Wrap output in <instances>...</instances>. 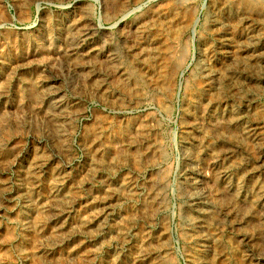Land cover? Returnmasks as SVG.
I'll use <instances>...</instances> for the list:
<instances>
[{
  "label": "rangeland",
  "instance_id": "1",
  "mask_svg": "<svg viewBox=\"0 0 264 264\" xmlns=\"http://www.w3.org/2000/svg\"><path fill=\"white\" fill-rule=\"evenodd\" d=\"M235 1L0 0V264H264V0Z\"/></svg>",
  "mask_w": 264,
  "mask_h": 264
},
{
  "label": "bare ground",
  "instance_id": "2",
  "mask_svg": "<svg viewBox=\"0 0 264 264\" xmlns=\"http://www.w3.org/2000/svg\"><path fill=\"white\" fill-rule=\"evenodd\" d=\"M40 1V0H39ZM44 1V0H43ZM57 1V0H56ZM73 1V0H72ZM107 1V0H106ZM129 1L130 0H120V4H119V6H120V10H118V12L120 13V12H122L121 14H123L124 12H126L125 10H126V6L129 4ZM137 1H139V0H133V2H137ZM208 1V0H207ZM229 0H220V2H219V4H220V8L221 9H224V8H226V7H228V5L230 4V2H228ZM237 1V0H236ZM235 1V2H236ZM242 1V0H241ZM246 1V0H245ZM252 1V0H251ZM258 1V0H257ZM262 1V0H261ZM77 2V1H76ZM75 2V3H76ZM157 2V1H156ZM215 2V1H214ZM238 2V1H237ZM255 2V1H254ZM169 3V2H168ZM174 3V2H173ZM229 3V4H228ZM252 3V2H251ZM113 4H114V2H113ZM238 4V3H237ZM241 4V3H240ZM61 5V4H60ZM180 2H176V3H174V5L170 8V10H171V13L172 14H174L173 12H174V9H176L177 7L179 8L180 7ZM191 5V4H190ZM233 5V4H232ZM256 5V4H255ZM229 6H231V5H229ZM37 7V6H36ZM78 7H80V6H78ZM103 7H104V5H103ZM107 7V6H106ZM186 7V6H185ZM206 7V6H205ZM151 8V7H150ZM154 8V7H153ZM254 8V7H253ZM259 8H260V6H259ZM262 8V7H261ZM260 8V9H261ZM37 9H38V7H37ZM79 9V8H78ZM105 9V8H104ZM103 9V10H104ZM250 9H252V7L250 8ZM131 10V9H130ZM254 10H256V7H255V9ZM72 11V10H71ZM87 11H89V10H87ZM114 11V10H113ZM146 11V10H145ZM233 11V10H232ZM262 11V10H261ZM101 12V11H100ZM104 12V11H103ZM140 12V11H139ZM147 12V11H146ZM151 12V11H150ZM168 12V11H167ZM217 12V11H216ZM227 12V11H226ZM229 12V11H228ZM238 12V11H237ZM171 13H168V14H171ZM190 12H188V14H189ZM85 14V13H84ZM221 14V13H220ZM263 14V13H262ZM233 15V14H232ZM121 16V15H120ZM150 16V15H149ZM163 16V15H162ZM191 16V15H190ZM223 16V15H222ZM226 16V15H225ZM230 16V15H229ZM234 16V15H233ZM233 16H232V18H233ZM262 16V15H261ZM119 17V16H118ZM151 17V16H150ZM180 17V16H179ZM227 17V16H226ZM235 17V16H234ZM253 17V16H252ZM120 18V17H119ZM137 18V17H136ZM145 18V17H144ZM148 18V17H147ZM189 18V17H188ZM221 18V17H220ZM223 18H224V16H223ZM260 18V17H259ZM75 19V18H74ZM137 19H139V18H137ZM143 19V18H142ZM200 19V18H199ZM254 19V18H253ZM147 20V19H146ZM179 20V19H178ZM213 20V19H212ZM246 20V19H245ZM142 21V20H141ZM176 21V20H175ZM235 21V20H234ZM237 21V20H236ZM73 22V21H72ZM116 22V21H115ZM189 22V21H188ZM33 23V22H32ZM187 23V22H186ZM229 23V22H228ZM232 23V22H231ZM82 24V23H81ZM119 24V23H118ZM136 24V23H135ZM161 24V23H160ZM197 23H196V19L193 21V23H192V25H191V23H190V25H191V27H190V31H191V36H192V39L194 38V27H195V25H196ZM233 24V23H232ZM248 24V23H247ZM252 24V23H251ZM259 24V23H258ZM137 25V24H136ZM215 25L218 27V28H220V30H219V34L220 33H222L223 32V30H224V32H226V33H230L229 31V29L227 28V26H225L224 25V20L221 18V19H219L218 20V18H217V20H215ZM65 26V25H64ZM104 26V25H103ZM142 26H144V25H142ZM170 26V25H169ZM172 26V25H171ZM174 26V25H173ZM188 26V25H187ZM230 26V25H229ZM241 26V25H240ZM248 26V25H247ZM222 27V28H221ZM239 27V26H238ZM244 27V26H243ZM259 27H261V26H259ZM263 27H264V25H263ZM183 28V27H182ZM189 28V27H188ZM214 28V27H213ZM217 28V29H218ZM246 29V28H245ZM252 29V28H251ZM77 30V29H76ZM82 30V29H81ZM161 30H163V29H161ZM229 30V31H228ZM234 30V29H233ZM77 31H79V29L77 30ZM135 31V30H134ZM202 31V30H201ZM232 31V30H231ZM245 31V30H244ZM164 32V31H163ZM168 32H169V28H168ZM239 32V31H238ZM124 33V32H123ZM244 33V32H243ZM255 33H257V32H255ZM90 34V33H89ZM105 34V33H104ZM233 34V33H232ZM250 33H244V36H245V38H246V40H248V38L250 39V37L252 36L251 34L249 35ZM84 35H87V31L85 30L84 32L83 31H81V35L80 36H84ZM92 35V34H91ZM103 35V34H102ZM141 35V34H140ZM153 35V34H152ZM172 35V34H171ZM215 35V34H214ZM234 35V34H233ZM258 35V34H257ZM79 36V37H80ZM264 37V36H263ZM63 38V37H62ZM106 38V37H105ZM185 38V37H184ZM209 38V37H208ZM76 39V38H75ZM158 39V38H157ZM258 39V38H257ZM111 40V39H110ZM187 40V39H186ZM210 40V39H209ZM212 40V39H211ZM217 40V39H216ZM79 41V40H78ZM112 41H114V40H112ZM190 41L192 42V40H191V38H190ZM194 41V40H193ZM224 41V40H223ZM241 41V40H240ZM229 42V41H228ZM259 42V41H258ZM177 43V42H176ZM183 43V42H182ZM257 43V42H256ZM108 44V43H107ZM186 44V43H185ZM260 44V43H259ZM99 45V44H98ZM110 45V44H109ZM180 45V44H179ZM210 45H212V44H209V46ZM224 45V44H223ZM102 46V45H101ZM114 46V45H113ZM226 46V45H225ZM239 46V47H238ZM176 47H178V46H176ZM235 47L236 48H239V49H241L242 51H243V49L242 48H245L246 46H244V44H242V43H237V45H235ZM263 47V46H262ZM90 48V47H89ZM172 48H174V47H172ZM231 48V47H230ZM247 48V47H246ZM91 49H93V48H91ZM184 49H185V47H184ZM252 49V48H251ZM87 50V49H86ZM172 51H173V49H171ZM206 50V49H205ZM210 50V49H209ZM240 50V51H241ZM85 51V50H84ZM90 52H91V50H89ZM98 51V50H97ZM109 51V50H108ZM172 51H171V53H172ZM177 51V50H176ZM249 51V50H248ZM111 52H112V50H111ZM237 52V51H236ZM108 53V52H107ZM201 53V52H200ZM239 53V52H238ZM90 54V53H89ZM165 55V54H164ZM181 55V54H180ZM98 56V55H97ZM105 56V55H104ZM239 56V55H238ZM30 57V56H29ZM109 57V56H108ZM165 57V56H164ZM195 56L193 55V57H192V59L194 58ZM232 57V56H231ZM102 58V57H101ZM104 58V57H103ZM95 59V58H94ZM139 59V58H138ZM179 58H177L176 57V62H177V60H178ZM238 60V59H237ZM171 61V60H170ZM195 61V60H194ZM86 62V61H85ZM164 62V61H163ZM235 62V61H234ZM87 64V63H86ZM173 64H175V63H173ZM161 65V64H160ZM218 65V64H217ZM90 66V65H89ZM170 66V65H169ZM86 68V67H85ZM161 69H162V67H161ZM13 70V69H12ZM87 70V69H86ZM122 70V69H121ZM120 70V71H121ZM129 70V69H128ZM176 69H169V72L171 73V74H173L174 73V71H175ZM97 71V70H96ZM118 71V70H117ZM133 71V70H132ZM93 72V71H92ZM147 72V71H146ZM225 72H227V70H221V69H217V70H214V72L212 73H210L209 72V70L208 69H206L205 68V70H203V73H204V76L205 77H208L209 75L213 78V80H215V81H219L221 78H220V76H221V74H223V73H225ZM242 72V71H241ZM95 73V72H94ZM127 73V72H126ZM110 74V73H109ZM108 75V74H107ZM138 75V74H137ZM182 75H183V73L181 72L180 73V78L182 77ZM244 75V74H243ZM246 75V74H245ZM100 76V75H99ZM108 77H109V75H108ZM210 77V78H211ZM37 78V77H36ZM143 78V77H142ZM151 78V77H150ZM207 79V78H206ZM242 79V78H241ZM88 80V79H87ZM101 80V79H100ZM105 80V79H104ZM141 80V79H140ZM145 80V79H144ZM152 80V79H151ZM229 80V79H228ZM264 80V79H263ZM86 81V80H85ZM91 81V80H90ZM89 81V82H90ZM96 81V80H95ZM94 81V82H95ZM139 81V80H138ZM182 81H184V80H182ZM182 81H180V83H179V85L181 84V82ZM212 81V80H211ZM247 81V80H246ZM98 82V81H97ZM96 82V83H97ZM155 82V81H154ZM222 80L220 81V82H218L217 83V86L218 87H220L221 86V84H222ZM76 83V82H75ZM107 83V82H106ZM209 83V82H208ZM211 83V82H210ZM262 83V82H261ZM154 84V83H153ZM212 84V83H211ZM214 84V83H213ZM130 85V84H129ZM248 85V84H247ZM92 86V85H91ZM103 86V85H102ZM85 88H86V86H85ZM84 88V89H85ZM89 88H91V87H89ZM155 88V87H154ZM210 89V88H209ZM136 90V89H135ZM219 90V89H218ZM224 90V89H223ZM234 90V89H233ZM240 90V89H239ZM264 90V89H263ZM85 91V90H84ZM98 91V90H97ZM101 91V90H100ZM214 91V90H213ZM232 91V90H231ZM208 92H209V90H208ZM219 92V91H218ZM242 92V91H241ZM244 92V91H243ZM89 93V92H88ZM240 93V92H239ZM101 94V93H100ZM226 94V93H225ZM85 95V94H84ZM222 95V94H221ZM92 96V95H91ZM190 96V95H189ZM193 96V95H192ZM203 96V95H202ZM217 96V95H216ZM225 96V95H224ZM235 96V95H234ZM32 97V96H31ZM76 97V96H75ZM221 97V96H220ZM223 97V96H222ZM79 98V97H78ZM193 98V97H192ZM228 98V97H227ZM81 99V98H80ZM91 99V98H90ZM89 100V99H88ZM195 100V99H194ZM212 101V100H211ZM225 101V100H224ZM212 106V105H211ZM189 108V107H188ZM191 108V107H190ZM141 109V108H140ZM229 109V108H228ZM184 110V109H183ZM210 111V110H209ZM230 114V113H229ZM8 115V114H7ZM220 115V114H219ZM227 116V115H226ZM187 117H189V116H187ZM232 117V116H231ZM85 118V117H84ZM228 118V117H227ZM188 119V118H187ZM223 119V118H222ZM191 120V119H190ZM194 120V119H193ZM196 120V119H195ZM66 122H68V121H66ZM217 126L215 125V123H212V124H210L209 125V128H211V130H212V132L214 133V132H217V129H215ZM196 129V128H195ZM223 129V128H222ZM137 130V129H136ZM195 131V130H194ZM163 132V131H162ZM199 133V132H198ZM213 135V134H212ZM241 135V134H240ZM204 137V136H203ZM209 139V138H208ZM213 139V138H212ZM42 140V139H41ZM207 141V140H206ZM190 142V141H189ZM193 142V141H192ZM211 142V141H210ZM220 143V142H219ZM133 144V143H132ZM198 144V143H197ZM216 144H217V142H216ZM124 146V145H123ZM202 147V146H201ZM127 148V147H126ZM155 148V147H154ZM157 148V147H156ZM185 148V147H184ZM91 149V148H90ZM152 149V148H151ZM161 149V148H160ZM206 150V149H205ZM216 150V149H215ZM173 154V153H172ZM263 154V153H262ZM202 156V155H201ZM166 158V157H165ZM261 158V157H260ZM235 159V158H234ZM252 159V158H251ZM257 161V160H256ZM38 165V164H37ZM88 165V164H87ZM210 165V164H209ZM188 172V171H187ZM195 176V175H194ZM227 177V176H226ZM218 186V185H217ZM235 186V185H234ZM164 189H166L165 187H164ZM262 190V189H261ZM162 191V190H161ZM173 190H172V194H173ZM244 192V191H243ZM3 195V194H2ZM175 195V194H174ZM90 197V196H89ZM88 197V198H89ZM59 198V197H58ZM83 200V199H82ZM183 200V199H182ZM195 200V199H194ZM18 202V201H17ZM64 202V201H63ZM240 202V201H239ZM263 204V203H262ZM203 205V204H202ZM250 205V204H249ZM116 206V205H115ZM197 206V205H196ZM242 206V205H241ZM258 206V205H257ZM233 207V206H232ZM96 208V207H95ZM94 208V209H95ZM206 208V207H205ZM92 209V208H91ZM71 210V209H70ZM133 212V211H132ZM192 212V211H191ZM259 212V211H258ZM259 213H262V219L264 220V212H262V211H260ZM137 214V213H136ZM199 214H200V216L202 217V215H204V217H205V213L204 212H202V211H199ZM104 215V214H103ZM119 215V214H118ZM194 215V214H193ZM191 215L190 214H186L185 215V218L187 217V218H189ZM118 217V216H117ZM231 218V217H230ZM246 218V217H245ZM248 218V217H247ZM115 219V218H114ZM254 219V218H253ZM100 221V220H99ZM198 227H200V228H204L203 227V223H202V221L201 220H198V218H195V219H193L192 220ZM242 221H244V220H242ZM256 221V220H255ZM248 222V221H247ZM264 226V225H263ZM2 227V226H1ZM240 227V226H239ZM242 227V226H241ZM27 233V232H26ZM132 233V232H131ZM102 236V235H101ZM95 239V238H94ZM153 239V238H152ZM246 239V238H245ZM86 240V239H85ZM199 241H200V243H203V242H207V240H206V238L204 237V238H201L200 237V239H199ZM152 242V241H151ZM242 242V241H241ZM10 244V243H9ZM125 244V243H124ZM208 244V243H207ZM195 245V244H194ZM94 247V246H93ZM219 247V246H218ZM222 250H224V249H222ZM109 251V250H108ZM107 251V252H108ZM259 251H261V250H259ZM110 252V251H109ZM113 252V251H112ZM180 252V251H179ZM39 253V252H38ZM193 253V252H192ZM15 254V253H14ZM109 254V253H108ZM196 255V254H195ZM190 263V262H189ZM168 264V263H167Z\"/></svg>",
  "mask_w": 264,
  "mask_h": 264
}]
</instances>
